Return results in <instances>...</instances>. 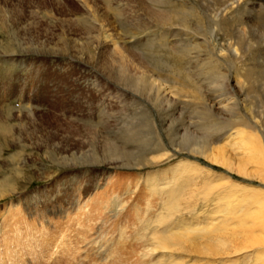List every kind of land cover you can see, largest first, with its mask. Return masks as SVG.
I'll use <instances>...</instances> for the list:
<instances>
[{"label": "rangeland", "instance_id": "374dc122", "mask_svg": "<svg viewBox=\"0 0 264 264\" xmlns=\"http://www.w3.org/2000/svg\"><path fill=\"white\" fill-rule=\"evenodd\" d=\"M0 242L264 264V0H0Z\"/></svg>", "mask_w": 264, "mask_h": 264}, {"label": "bare ground", "instance_id": "6f19581e", "mask_svg": "<svg viewBox=\"0 0 264 264\" xmlns=\"http://www.w3.org/2000/svg\"><path fill=\"white\" fill-rule=\"evenodd\" d=\"M42 50H43V49H42ZM42 52H44V51H42ZM38 54H40V53H38ZM42 55H43V54H42ZM217 161H218V160H217ZM215 162H216V161H215ZM213 163H214V162H213ZM217 163H218V162H217ZM217 163H216V164H217ZM218 165H219V164H218ZM221 165H222V164H221ZM223 165H224V164H223ZM238 169H239V168H238ZM240 170H241V169H240ZM238 172H239V171H238ZM11 194H12V193H11ZM14 194H15V193H14ZM4 197H5V196H4ZM261 221H262V220H261ZM253 226H254V225H253ZM256 226H257V225H256ZM259 228H260V227H259ZM253 229H254V228H253ZM250 230H251V229H250ZM261 230H262V228H261ZM256 235H257V234H256ZM210 237H211V236H210ZM214 238H215V237H214ZM222 239H223V238H222ZM222 239H220V240H222ZM234 239H235V238H233V240H234ZM254 239H255V238H254ZM225 240H226V239H225ZM229 240H230V239L228 238V241H227L228 244H229ZM217 241H218V240H217ZM231 241H232V240H231ZM251 241H253L254 244H255V242H257L258 240H257V241H256V240L254 241V240H252V238H251ZM221 242H222V241H221ZM223 242H224V241H223ZM223 242H222V243H223ZM235 242H236V241H235ZM225 243H226V241H225ZM227 243L224 244V245H228ZM231 243H232V242H231ZM249 243H250V242H249ZM160 244H163V243H160ZM244 244H245V243H244ZM251 244H253V243H251ZM260 244H261V243H260ZM262 245H263V244H262ZM262 245H261V246H262ZM216 246H217V245H216ZM237 246H238V245H237ZM164 247H165V246H164ZM218 247H219V246H218ZM225 247H227V246H225ZM250 247H251V246H250ZM262 247H263V246H262ZM216 248H217V247H216ZM221 248H222V246H221ZM207 249H208V248H207ZM213 249H215V248L213 247ZM218 249H219V248H218ZM222 249H223V248H222ZM232 249H233V248H232ZM219 250H221V249H219ZM219 250H218V251H219ZM228 250H229V249H228ZM233 250H234V249H233ZM241 250H242V249H241ZM249 250H250V249H249ZM238 251H239V250H238ZM244 251H245V250H244ZM206 252H207V251H206ZM211 252H213V250H212V249H211V250L209 249V253H211ZM214 252H215V250H214ZM214 252H213V253H214ZM219 252H220V251H219ZM227 252H229V251H227ZM230 252H231V249H230ZM241 252H242V251H241ZM241 252H240V253H241ZM74 253H75V252H74ZM233 253H236V249H235V252L233 251ZM215 254L217 255L218 253H215ZM221 254H222V252H220V255H221ZM225 254H226V253H225ZM68 255H69V254H68ZM207 255H208V254H207ZM220 255H219V256H220ZM222 255H223V254H222ZM71 257H72V256H71ZM210 257H213V256L210 255ZM259 259H260V258H259ZM259 259H258V261H259ZM261 261H262V260H261Z\"/></svg>", "mask_w": 264, "mask_h": 264}]
</instances>
